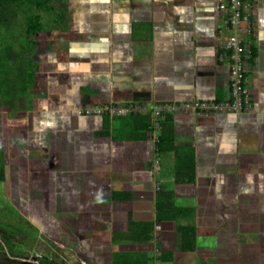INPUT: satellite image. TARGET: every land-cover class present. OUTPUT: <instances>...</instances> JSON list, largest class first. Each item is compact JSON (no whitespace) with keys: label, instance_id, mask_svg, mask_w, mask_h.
<instances>
[{"label":"crops","instance_id":"obj_1","mask_svg":"<svg viewBox=\"0 0 264 264\" xmlns=\"http://www.w3.org/2000/svg\"><path fill=\"white\" fill-rule=\"evenodd\" d=\"M65 1L0 108V199L76 264H264V0L251 106L216 114L173 106L232 99L224 0Z\"/></svg>","mask_w":264,"mask_h":264},{"label":"trees","instance_id":"obj_2","mask_svg":"<svg viewBox=\"0 0 264 264\" xmlns=\"http://www.w3.org/2000/svg\"><path fill=\"white\" fill-rule=\"evenodd\" d=\"M66 11L65 0H0V108L5 93L16 105L26 94L33 70L34 38L41 30H60L67 20ZM164 141L161 138L160 142Z\"/></svg>","mask_w":264,"mask_h":264},{"label":"built area","instance_id":"obj_3","mask_svg":"<svg viewBox=\"0 0 264 264\" xmlns=\"http://www.w3.org/2000/svg\"><path fill=\"white\" fill-rule=\"evenodd\" d=\"M259 0H224L220 4L222 12L226 15L225 26L221 30V37L224 39V53L222 61H228L231 67V91L232 99L228 101H195L186 102L173 106L179 110H199L206 114H216L224 112H242L251 106L253 100L252 88L250 84V65L254 55V46L250 38L255 31L253 16ZM152 108L158 115L168 111L169 107L164 105H131L128 111L143 112ZM159 126V124H157ZM160 141V137H157ZM25 252V251H24ZM27 255V253H25ZM39 264H48L37 257L42 256L35 251L28 252Z\"/></svg>","mask_w":264,"mask_h":264},{"label":"rangeland","instance_id":"obj_4","mask_svg":"<svg viewBox=\"0 0 264 264\" xmlns=\"http://www.w3.org/2000/svg\"><path fill=\"white\" fill-rule=\"evenodd\" d=\"M38 32H40L39 35H41L42 38L45 30ZM34 43L36 42L34 41ZM13 64L14 62L10 65L13 67ZM35 72L38 74V70H32L29 72L31 76L29 77L27 83L26 93L30 94L28 95L30 102H33L35 99L32 90L33 82L35 81L33 74ZM5 94L6 99H4V107H17V105L14 103V99L11 98L8 93ZM19 106L22 107L21 103ZM4 200L5 199L0 201V251L5 252L3 257L0 256V262H2V264H39L35 261L34 256L32 257L31 254L28 255V252L33 253L34 249L39 255L42 256L41 258L37 257V259H40L42 263L76 264L73 258H71L66 253V248L63 247L59 241L54 239L50 241L42 234L39 235V225L33 224L32 220L29 221L27 218H24L22 215L18 214L15 210L9 207L8 203ZM54 251L56 255L52 256ZM1 253L3 254V252ZM25 253H27V255Z\"/></svg>","mask_w":264,"mask_h":264},{"label":"water","instance_id":"obj_5","mask_svg":"<svg viewBox=\"0 0 264 264\" xmlns=\"http://www.w3.org/2000/svg\"><path fill=\"white\" fill-rule=\"evenodd\" d=\"M56 255L55 251L52 253V256Z\"/></svg>","mask_w":264,"mask_h":264}]
</instances>
